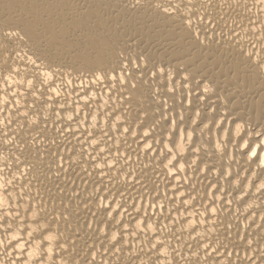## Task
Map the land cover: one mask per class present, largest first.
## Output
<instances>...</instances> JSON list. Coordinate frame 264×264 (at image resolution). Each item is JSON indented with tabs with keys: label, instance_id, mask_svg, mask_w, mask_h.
Segmentation results:
<instances>
[{
	"label": "clouds",
	"instance_id": "9594fccd",
	"mask_svg": "<svg viewBox=\"0 0 264 264\" xmlns=\"http://www.w3.org/2000/svg\"><path fill=\"white\" fill-rule=\"evenodd\" d=\"M0 264H264V0H0Z\"/></svg>",
	"mask_w": 264,
	"mask_h": 264
},
{
	"label": "bare ground",
	"instance_id": "6f19581e",
	"mask_svg": "<svg viewBox=\"0 0 264 264\" xmlns=\"http://www.w3.org/2000/svg\"><path fill=\"white\" fill-rule=\"evenodd\" d=\"M126 2H127V0H120V3H121V4H124V3H126ZM210 74H211V73H210ZM214 79H215V77H214ZM211 103L216 104L217 101L213 98V100L211 101Z\"/></svg>",
	"mask_w": 264,
	"mask_h": 264
}]
</instances>
